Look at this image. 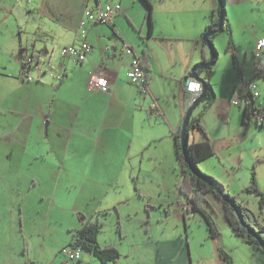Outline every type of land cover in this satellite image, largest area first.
<instances>
[{"label":"crops","instance_id":"0c3cea01","mask_svg":"<svg viewBox=\"0 0 264 264\" xmlns=\"http://www.w3.org/2000/svg\"><path fill=\"white\" fill-rule=\"evenodd\" d=\"M151 1L152 30L146 23L147 6L143 0H0V231L1 238L5 235L4 239H8V247L19 244L16 251L20 254L21 249L24 264L29 260L28 242L23 225L16 229L15 222L52 218L55 208L61 207L79 214L90 213L91 200H102L112 189L120 190V184L126 183L122 175L140 173L144 157L151 155L153 148L160 160L164 158L162 155L170 157L173 153L176 159L179 157L177 135L190 98L186 77L194 65L210 57L208 46L202 44L203 34L217 22L219 4L217 0ZM107 2L122 5L121 13L111 23L93 20L82 25L88 11L96 12ZM257 4L259 9H252V0H226L228 26L222 33L227 34L229 43L225 52L231 56L227 66L232 73L227 78L224 72L225 77L217 75L219 68L214 70L211 82L216 98L201 122L209 132L215 154L198 164L229 190L233 189L232 193L243 203L249 205L251 200L252 208L264 222L259 196L244 191L251 177L242 182L236 168L235 160L243 151L220 157L216 146L220 139L225 149L230 150L232 144L247 142L250 134L261 126L254 120L259 109L255 97L252 104L250 97L246 99L240 94L253 81L244 70L247 52L244 51L243 57L240 55L235 32L236 25L253 30L249 34L255 38L250 44L264 37L261 36L264 0H258ZM255 10L257 14L253 13ZM174 17L177 21L173 25L170 21ZM126 21L134 33L127 32L123 26ZM34 22L39 25H33ZM25 30L27 35H23ZM82 39L91 45L84 60L61 55L62 47L78 45ZM123 44L131 45L134 51L123 53ZM143 51L149 54L151 69L148 72L144 67L152 75L150 93L146 96L140 95L127 74L135 56L142 55ZM252 53L254 56V50ZM26 54L34 59L33 67L27 71L22 65ZM252 60L254 77L264 76V72H255V56ZM234 68L238 70L235 77ZM96 71L107 76L111 92L89 89V81ZM28 75L34 79L28 80ZM200 75L205 77L203 72ZM153 101L157 110L152 107ZM200 105L193 114L202 111ZM246 106L250 110L253 106L257 108L248 124L244 116ZM217 122H221L224 132L211 138L212 130L218 131ZM198 131L191 128L189 142L205 138ZM183 199L184 203L188 202L186 197ZM179 213L190 223V218L199 212L180 210ZM87 220L83 219L81 225ZM222 237L223 244L209 245L208 254L200 253L198 248L194 253L193 249L192 264H219L221 246L233 258L232 264H264L263 250L244 241L254 253H248L245 247L228 248L227 234ZM70 239L71 232L57 246L59 253ZM155 246L156 254L161 255L160 264L177 261L189 264L183 239H160ZM82 258L84 262V253ZM48 261L63 264L64 256Z\"/></svg>","mask_w":264,"mask_h":264},{"label":"rangeland","instance_id":"374dc122","mask_svg":"<svg viewBox=\"0 0 264 264\" xmlns=\"http://www.w3.org/2000/svg\"><path fill=\"white\" fill-rule=\"evenodd\" d=\"M260 1L261 0H259V2ZM253 2H255V4ZM257 2L258 0H252V9H259V4H257ZM256 12L255 10L253 13ZM216 13L218 20L219 12L216 11ZM141 18L142 12H140V19ZM146 20V23L149 24V20ZM176 21L177 18L174 17L170 21V24L174 25ZM33 25L37 26L39 22H34ZM123 26L126 28L127 32L134 33V29L128 21H126ZM27 31L28 30H25L24 34L21 33L27 35ZM18 32L19 30L17 29V33ZM235 32L236 42L240 48V55L243 57L244 51L247 52V62L244 63V70L248 78H251L253 82L258 84V91L261 94L260 97H255L256 106L258 108H263L264 76L254 77V63L252 60L254 56L252 52L253 50L255 51L256 41L254 43L253 40L252 44L249 43L252 38H255L253 34H249L253 32V30H244V26L236 25ZM218 35L221 36L218 38ZM262 35H264V31L261 33V36ZM32 36L33 33L30 34V37ZM212 40L219 52L217 62L213 66V69L219 68L220 70L217 72V75L221 76L223 74L222 76L225 77L224 73H226V77L229 78L232 71H230L227 66L229 60L231 61V56L225 52L229 43L227 34L221 31L217 36L215 35ZM234 69L233 77L238 73V70L236 68ZM203 73L205 74V72ZM240 73H242V71ZM250 101L253 102L251 97ZM200 107H202V105H200ZM217 126L219 127L218 131L215 132L212 130L211 138L224 132L221 122H217ZM198 132L204 137L201 130ZM207 134L209 136L208 130ZM219 142L220 139L217 141L216 146L217 153L220 157L227 156V153L230 152H234L237 155L236 152H238V150L243 151L241 156L238 155L240 157L235 160L236 168L239 169L240 176L243 178L242 182L252 177V172L255 170L259 188L264 192V126L255 129L254 132L250 134V138L247 142H239L238 144L229 146V149L232 151L225 149L223 146L224 141ZM155 153L156 149L153 148L152 154L144 157V163L142 169H140V173H136V175H122V179L126 183L120 184V190L112 189L109 195H105L102 200H91L89 209L92 213L79 214L74 212L73 209L61 207L55 208L57 211L52 218L35 217V219L30 222L27 221L28 219L23 223L15 222L14 226L16 229H20L23 225V233L28 242L26 247V255L29 258V260H27L28 264H32L31 261L33 260H38L37 264H49V258H54L55 256L60 258L61 254L57 251V246L64 238L70 237V232L68 231L69 227L73 226V228H75L81 226V221L85 218H93L94 220L99 219L104 222L102 230L99 233L98 241L101 246L113 244L117 247L120 252V264H158L161 255L158 256V253L156 254L155 244L160 239L165 240L170 238L183 239V243L186 247L185 254L188 256L189 264H192L193 249L194 253H196V249L198 248L200 253L208 254L211 251L208 249L210 248L209 245L214 246L217 243H220V245L223 244L221 243L223 234H227L225 239L226 243H228V248L236 246V248L242 250V247H245V249H248V253H254V251L250 249L251 246L245 244L240 237L235 235L230 224L228 222L225 224L227 220H225L224 217L222 203L214 198L213 194L209 196V200L214 207L215 212L213 214L220 229V236L218 239L214 240L210 237L207 223L201 213H196L193 218H190V223H188L189 220H186V222L184 221L183 217L179 215V212L180 210L187 212L188 209L183 208V197L186 196L184 195L182 197L180 191L182 167L181 163L177 161L179 157L176 159L175 153H173L170 157L162 155L164 158L160 160L156 158ZM198 166L203 172L215 177V175L203 170L199 164ZM134 177H136V179H134ZM78 188H80V185ZM227 189L229 190L228 187ZM230 192L233 194L232 192H234V190L232 189ZM247 194L250 195L252 193ZM233 195L237 196V194ZM237 198L240 200L238 196ZM249 202V205H246L256 213L260 221L264 224L260 214L252 208L251 200H249ZM60 204L65 206L62 202H60ZM189 217H191V215ZM187 219H189L188 216ZM118 224H120V230L118 229ZM6 232L8 231L6 230ZM228 233H232L234 236H231L232 234L228 235ZM4 236L1 238L0 231V264H24L25 257L21 254V249L20 254H17L16 251L19 244H13L12 247H8V239H4ZM83 252L85 260L83 264H114L113 261L102 262L89 252ZM176 264H179V262L177 261Z\"/></svg>","mask_w":264,"mask_h":264},{"label":"trees","instance_id":"16d2710c","mask_svg":"<svg viewBox=\"0 0 264 264\" xmlns=\"http://www.w3.org/2000/svg\"><path fill=\"white\" fill-rule=\"evenodd\" d=\"M143 2L147 6L146 16H147V19L149 20L150 30H152L153 29V18H152L153 3L151 0H143ZM223 9L225 13V17H224L225 22H224L223 29L220 31H223L228 26L226 0H223ZM220 10H221V6L218 5V7L216 8V11L220 12ZM219 32L214 33L210 37L212 44H214L212 40L213 37L217 35ZM202 44L204 47H207V44L205 41H203ZM215 50L218 53L217 48H215ZM140 58H141V63L143 64V66L146 67V69L149 72L151 69L150 62H149L150 60L149 54L143 51L142 55H140ZM209 58L205 57V60L208 61ZM217 59H218V56L216 57V61ZM22 65L24 66L23 62H22ZM201 72H205L204 78L207 80V92H206V95L202 98V101L200 103L201 105H203L202 111L196 115L193 114L194 113L193 111L191 115L190 124L188 126V132H190L191 128H197L203 132L205 138L197 142H189V139H188V142L186 143L189 159L195 165L196 168H199L198 162L215 154L214 146L211 142V139L207 134L206 128L202 125V122H201L205 111L208 109V107L212 104V102L216 98V92L211 82L212 76L214 74L213 66L207 70H199V73ZM262 73H257V74H262ZM148 78L150 82V78H152L151 73L148 74ZM240 94L246 99L251 97L253 100V97H254L253 93L249 89L247 91L240 90ZM152 107L153 109L157 110V108H155L154 101H153ZM254 110H257L255 106H253L252 110H250L248 106H246L244 116H245V121L247 124L249 123L248 120H250L251 113H253ZM261 126H264V125H261ZM187 136L189 138V133ZM179 160L182 165L180 191L182 194L186 196L188 200V210L191 212H199L203 215L204 219L206 220L207 226H208L210 237L216 240L220 236V229L218 227L217 221L213 214L215 210H214V207L211 201L209 200V196L213 194L214 198H216L218 201L222 203V209L224 212L225 219L230 224L235 235L240 237L244 242L248 243L253 248H257V249L264 251V245L261 244L260 239H259L261 238L264 241V224L260 221L256 213L248 205L242 203L237 198V196L231 194V192L227 189L226 185L223 182H221L218 178L203 172L199 168L201 172L207 178L210 179L211 183H209L205 179L201 178L200 176L192 172L189 166L187 165V163L184 161L183 155L181 153V149L179 152ZM215 187H217L218 190H216ZM244 191L247 193H253V194L258 195L260 205L261 207H264V192H262L259 188V185L256 179L255 170L252 172L250 184L245 187ZM236 210H239L244 220V223H242ZM103 223L104 222H102L99 219L93 221L91 220V218H89L86 222H84L83 225L69 229V231L71 232L70 242L68 245L63 246L60 250V254L64 256V260L66 257L62 250L66 246H74V247H80L82 249V257L84 253L83 251H86L96 256L97 258H99L102 262L113 261L114 264H120L119 262L120 252L117 249V247L113 244H107V245L101 246L98 241L99 233L102 230ZM118 229L120 230V224H118ZM249 229H251L252 232ZM219 251H220L221 258H222L219 264H232L233 263V258L227 251H225L222 247H219ZM82 261H83V258H82Z\"/></svg>","mask_w":264,"mask_h":264},{"label":"built area","instance_id":"2783aa9c","mask_svg":"<svg viewBox=\"0 0 264 264\" xmlns=\"http://www.w3.org/2000/svg\"><path fill=\"white\" fill-rule=\"evenodd\" d=\"M122 5L120 3L107 2L105 5L100 6L98 11L87 12V20L83 21L82 25L86 26L89 21H100L105 23H111L114 17L121 13ZM82 35H85V32H82ZM91 45L87 42L86 39H82L78 45H69L64 46L61 49L62 56L75 57L76 59L82 61L86 58L87 53L90 51ZM123 53H132L133 47L129 44H123L121 48ZM254 56L256 59L255 62V72L262 73L264 72V37H261L257 40ZM33 57L29 54H26L23 58L24 70L33 67ZM129 80L139 88V93L142 96L148 95L150 93L149 88V78L148 73L143 64L141 63V58L139 55H136L132 66L128 71ZM33 76L28 75V80H33ZM186 89L189 92L190 98L188 101L187 108L196 100V98L202 93L203 85L201 81L191 74L186 77ZM247 88L253 93L254 97L260 95L258 91V84L256 82H248ZM88 87L90 90L99 89L104 92H111L112 86L107 78V76L102 71H96L93 73ZM156 106V104H155ZM254 120L260 125H264V108H259L255 111ZM188 202L183 203V208L187 209ZM65 254V260L63 264H83L82 261V249L80 247L66 246L63 250Z\"/></svg>","mask_w":264,"mask_h":264},{"label":"water","instance_id":"95a60500","mask_svg":"<svg viewBox=\"0 0 264 264\" xmlns=\"http://www.w3.org/2000/svg\"><path fill=\"white\" fill-rule=\"evenodd\" d=\"M218 4L221 6V10L219 12L218 15V20L217 22H215L213 25H211L207 31L203 34V40L206 42L209 50H210V58L208 61H204L202 63H198L196 65H194L191 69V75L194 76L195 78L199 79L203 85V91L200 94V96L194 101V103L188 108L186 116L183 120V124L181 127V131L179 133V146L181 149V153L183 155L184 161L187 163V165L189 166V168L191 169L192 172H194L196 175L200 176L201 178L205 179L206 181H208L209 183H211L210 179L207 178L199 168H196L195 165L191 162V160L189 159L188 153H187V142H188V126L190 124V119H191V115L193 113V111L196 109V107L201 103L202 98L206 95L207 92V80L202 77L199 73V70H207L210 67L214 66V64L216 63V57L219 56L218 53L215 50V44L211 43V39L210 37L216 33L219 32L220 30L223 29L224 27V22H225V13H224V9H223V0H217ZM216 190H218L217 187H215ZM226 199V198H225ZM239 218L241 219L242 223H244V220L239 212V210H236ZM251 232L252 230L249 229ZM260 239V242L262 245H264V241Z\"/></svg>","mask_w":264,"mask_h":264},{"label":"clouds","instance_id":"9594fccd","mask_svg":"<svg viewBox=\"0 0 264 264\" xmlns=\"http://www.w3.org/2000/svg\"><path fill=\"white\" fill-rule=\"evenodd\" d=\"M190 74H191V73H190ZM187 92H188V91H187ZM188 93H189V92H188ZM199 96H200V95H199ZM199 96H198V97H199ZM198 97H197V98H198ZM197 98H196V99H197ZM193 103H194V102H193ZM193 103H192V104H193ZM192 104H191V105H192ZM191 105H190V106H191ZM190 106H189V107H190ZM189 107H188V108H189ZM188 108H187V110H188Z\"/></svg>","mask_w":264,"mask_h":264}]
</instances>
